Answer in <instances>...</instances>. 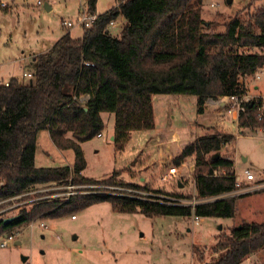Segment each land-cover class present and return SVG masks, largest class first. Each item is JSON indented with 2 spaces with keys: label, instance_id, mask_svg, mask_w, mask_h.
I'll return each mask as SVG.
<instances>
[{
  "label": "trees",
  "instance_id": "trees-1",
  "mask_svg": "<svg viewBox=\"0 0 264 264\" xmlns=\"http://www.w3.org/2000/svg\"><path fill=\"white\" fill-rule=\"evenodd\" d=\"M96 1L86 0L89 13L95 14ZM117 1L115 7L98 14L90 28H83L80 38L66 33L46 52L34 55L28 84L15 78L7 85L0 82V209L7 200L53 184L102 185L104 190L44 199L20 210L18 219L9 224L0 219V239L34 220L74 215L102 202L110 203L116 212H140L146 217L231 219L236 215V201L246 195L223 197L237 190L229 151L234 137L227 134L198 138L175 158L179 166L193 157L200 201L194 207L176 201L190 196L149 191L119 182L114 175L104 180L82 175L85 160L80 145L102 133V113L114 116L113 139L122 144L130 132L154 127L153 97L195 96L203 113L207 100L249 94L255 73L264 69V10L244 21L235 15L225 22L223 32H211L212 24L201 16L202 0ZM118 17L125 25L118 36H112L110 23ZM237 127L240 134L264 131V97L244 104ZM42 130L58 150L72 151L71 166L35 165ZM48 193L54 192L42 196ZM262 250L264 221L244 222L219 234L211 248L216 258L206 264H242Z\"/></svg>",
  "mask_w": 264,
  "mask_h": 264
},
{
  "label": "rangeland",
  "instance_id": "rangeland-1",
  "mask_svg": "<svg viewBox=\"0 0 264 264\" xmlns=\"http://www.w3.org/2000/svg\"><path fill=\"white\" fill-rule=\"evenodd\" d=\"M45 4L49 10L45 9ZM117 4V0H97L95 14H102ZM86 7V0H0V80L6 82L15 78L28 84L31 78L23 77V73L33 71L30 55L46 52L47 47L66 33L71 38H80L84 29L76 22L81 8ZM263 10L264 0H202L201 16L212 24L209 31L223 32L225 22L231 17L237 15L244 21ZM63 22H71L73 27L67 28ZM124 25V19L118 17L110 27L111 35L118 36ZM152 107L154 127L130 132L122 144L113 139L114 116L102 113L104 137H95L80 145L85 160L82 175L94 180L114 175L119 182L138 184L149 191L190 196L184 200L192 203L197 200L193 157H187L179 166L174 161L186 145L205 136L198 124L212 125L215 116L209 110L200 113L195 96L157 95ZM229 126L230 133L238 134L229 145L233 153V172L241 177L245 189L261 185L236 201L234 218L146 217L140 212H116L108 202L96 203L74 213V219H71L72 214L42 220L47 230L39 227L40 220H34L33 227L29 222L12 229L10 233L15 235V240L6 248L0 247V264L213 262L216 255L211 248L220 233H228L244 222L264 221V131L240 134L233 125ZM229 147H224L222 154ZM73 159L72 151H60L53 145L46 130L38 133L37 167L71 166ZM171 167L177 169L176 176L163 180ZM245 170L254 175V181L245 180ZM96 187L104 190L102 185ZM120 190L117 188L115 192H122ZM89 193L93 191H87ZM145 194L148 192H141ZM237 195L242 193L229 197ZM22 202L10 199L1 203L5 206L0 209V219L18 214L16 207ZM25 257L27 260L23 262ZM242 264H264V250L250 255Z\"/></svg>",
  "mask_w": 264,
  "mask_h": 264
},
{
  "label": "built area",
  "instance_id": "built-area-1",
  "mask_svg": "<svg viewBox=\"0 0 264 264\" xmlns=\"http://www.w3.org/2000/svg\"><path fill=\"white\" fill-rule=\"evenodd\" d=\"M38 5L41 4V2L38 1L37 3ZM97 18V14H92L89 13L87 11L86 8H81L80 12H79V19L77 20L76 24L80 25L83 28H90L92 26V24L95 22ZM63 24L67 27V28H71L73 27V24L71 22H63ZM110 25H113V22L110 23ZM263 70L264 69H259L255 75H254V80L259 81L263 75ZM23 77H27V78H32V74L30 72L27 73H23ZM5 85H7V83H4ZM254 97L250 96L249 94L238 98V97H230L227 98L229 100V102L231 103V105L233 106L234 110L239 113L242 112L244 110V104L250 102ZM104 136L102 133L97 134L96 138L98 139H102ZM177 174V169L175 167H171L168 169L167 172V176L163 177L162 179L164 180L167 177H175ZM213 175L217 176L218 172L214 171ZM234 180H235V186L237 188V190L235 192H232L230 194H227L223 197H229L233 196L235 194L238 193H242V194H247L251 191H254L255 189H259V186H254L252 190H249L248 188L245 189L242 186V180L241 177L239 175H236L234 172L232 174ZM243 176L245 178L246 181H254V175L252 173H250L248 170H245L243 172ZM95 188H97L96 186H85V185H79V186H75L72 184H69L67 186H59V185H55L53 184L51 187H39L37 189H33L30 190L28 192H26L25 194L15 198L18 200L23 201L20 204H17L16 209L22 210V209H29L34 203H37L41 200L44 199H52V198H59V199H66L69 196L78 194V193H87V189L89 190H94ZM82 191V192H79ZM46 192H54V193H48L44 196H42V194H45ZM146 196V194H145ZM25 198L27 199V201L25 200ZM14 200V199H12ZM25 200V201H24ZM177 203L182 204V205H191V206H195L196 204H198L200 201L198 200H194L192 203L190 201H186L183 199L181 200H176ZM75 216L72 215L71 219H74ZM198 219V218H196ZM30 227H33V221L30 224ZM39 227H41L42 229H47L46 224L43 223V221H39ZM15 240V235L13 233H8L6 235H4L1 240H0V247L1 248H6L8 247L13 241Z\"/></svg>",
  "mask_w": 264,
  "mask_h": 264
},
{
  "label": "crops",
  "instance_id": "crops-1",
  "mask_svg": "<svg viewBox=\"0 0 264 264\" xmlns=\"http://www.w3.org/2000/svg\"><path fill=\"white\" fill-rule=\"evenodd\" d=\"M97 14V13H96ZM112 27V26H111ZM50 47H47L46 51ZM44 52V51H42ZM40 52V53H42ZM39 54V53H38ZM34 55L31 54L30 59H33ZM264 75V70H263ZM263 75L259 81L253 80L252 82V90L249 92V95L252 97H264V78ZM2 83H6L0 80ZM154 97L152 98L153 101ZM206 110H209L211 113L214 114L213 118V124L210 125L208 122L199 123L198 126L202 128V131L204 132V137H213L218 136L219 134H227L231 135L234 138L238 136V134H232L230 133L231 127L229 124L233 125L236 128V132H238L237 127V119H238V113L234 110L233 106L229 102L227 98H222L219 100H207L204 104V111L202 114L205 113ZM261 131V130H259ZM203 138V137H202ZM198 138H195L196 140ZM245 160V159H244ZM48 229V228H47ZM46 229V230H47ZM43 238V236H42ZM16 245H19L20 242H16Z\"/></svg>",
  "mask_w": 264,
  "mask_h": 264
},
{
  "label": "water",
  "instance_id": "water-1",
  "mask_svg": "<svg viewBox=\"0 0 264 264\" xmlns=\"http://www.w3.org/2000/svg\"><path fill=\"white\" fill-rule=\"evenodd\" d=\"M44 7H45L46 10H49V7L46 4L44 5ZM215 157H217V155ZM18 217L19 216L16 215V216H12V217L6 218V219H4V224H9V223L15 221L16 219H18ZM219 229H221V227H219ZM26 260H27L26 257L22 258L23 262H25Z\"/></svg>",
  "mask_w": 264,
  "mask_h": 264
}]
</instances>
